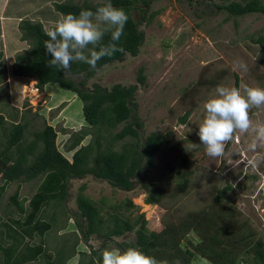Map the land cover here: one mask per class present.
I'll return each instance as SVG.
<instances>
[{"label":"rangeland","instance_id":"rangeland-1","mask_svg":"<svg viewBox=\"0 0 264 264\" xmlns=\"http://www.w3.org/2000/svg\"><path fill=\"white\" fill-rule=\"evenodd\" d=\"M62 1L64 0H12L8 7L7 0H0V23L4 31L11 32L10 26L14 22V49L1 59L3 61L0 60V66H8L11 58L13 62L17 53L29 48L26 42L20 40L18 18L40 21L45 29L50 28L61 16L55 12L53 4ZM72 1L83 4L103 0ZM262 2L264 4V0ZM9 12L14 13L13 22L2 18H10ZM151 12L158 13L149 23L142 22L138 25L144 34L138 54H126L121 61L101 67L87 80L86 87L91 89L94 83L107 89L114 85H136L134 102L137 104V116L143 125L140 135L144 138L152 132L162 133L166 135L165 142L154 157L153 167L148 175L142 174L134 179L130 191L112 188L104 180L91 175L70 179L64 202L65 215L60 210L58 212V228L46 232L43 237L26 239L27 242L36 244L46 240L49 245L47 256H53L57 245L61 246L64 240L69 245L77 238L74 215L78 210L75 199L82 184L87 186L84 194L96 202L103 199L106 205H110L125 199L131 200L137 207L131 211L132 218L143 214L149 228L154 230L170 223L179 224L188 211L202 210L218 190L231 186L232 189L226 191L224 202L238 213L237 222L246 224L244 233H253L254 239L259 238L264 244V183L261 182V177H264V162L256 167L248 163L253 156L249 151L252 137L236 133L234 140L225 145L223 156L212 158L206 154L197 134L198 125L204 116L203 103L217 85L223 83L238 87L243 78L246 83L264 87V44L255 41L260 35L264 36V16L253 14L228 17L224 13H218L206 0H197L192 4L177 0H158L151 5ZM3 29L1 28L0 34L4 33ZM1 48L4 55V48ZM235 61L245 63L247 72L236 70ZM8 67L7 73L11 80L12 69ZM140 68L143 69L144 84L137 81ZM0 77H6L2 70ZM73 79L78 81L76 77ZM35 84L33 78L14 77L11 80L14 106L11 108L7 99V86H3L0 89V110L3 113L15 111L17 116L15 115L14 123L21 121L20 112L25 114L27 120H32L25 134L26 140L32 139V133L42 129L44 124L52 126L57 134V150L71 161L72 152H65V145L73 133L86 126L82 102L74 93L65 91L58 85H47L40 91L35 88ZM17 86L19 94L15 93ZM23 86L26 87L22 95ZM35 91L38 93H34ZM186 111L190 113L189 118L186 123L180 124L179 119ZM252 117L254 120H264V108L252 109ZM117 131L118 129L114 132ZM90 139V136L86 137L82 145L87 144ZM5 144L6 141L2 142V147ZM184 157L188 158L191 172L187 193L179 197L178 203L174 198L168 197L160 206L145 204L146 195L141 191L142 183L148 179H156L164 188L168 186L171 189L178 179L165 183L174 174L170 168L176 169ZM17 183L4 186L5 193L0 201L2 223H5L4 216L17 214L11 201L13 194L15 196L17 192V200L27 206L38 191L40 180ZM46 214L48 217L54 214L51 206L46 208ZM78 235L80 240L76 247L77 253L90 254L91 250L99 249L101 240L91 237L85 243L81 235ZM17 236H21L20 230H17ZM133 238V234H126L115 241H129ZM189 238L197 240L193 235ZM78 260L79 255L76 254L68 263L77 264ZM192 264L211 263L196 255Z\"/></svg>","mask_w":264,"mask_h":264},{"label":"trees","instance_id":"trees-1","mask_svg":"<svg viewBox=\"0 0 264 264\" xmlns=\"http://www.w3.org/2000/svg\"><path fill=\"white\" fill-rule=\"evenodd\" d=\"M156 1L158 0H111L114 7L122 8L128 15L124 35L119 42L124 53L116 52L111 58H102L97 62L95 70L87 64L74 62L67 76L61 70L48 67L51 56L44 48L48 37L43 24L28 18L20 20V40L26 42L29 48L15 55L12 75L33 78L36 81L35 88L40 91L47 85H58L61 89L74 93L82 102L86 126L73 133L66 142L65 152H72L70 161L57 150V134L52 126L44 124L42 129L32 133V139L26 140L25 134L32 120H27L25 114H22L21 121L13 124L8 123L0 114V181L5 184H23L40 180L38 191L27 206L17 200L16 192L11 199L16 208V216L8 215L5 223L0 219V264L3 261L5 264L9 263L13 255L11 264H69L68 261L76 254L79 255L77 264H97L102 259L103 249L110 245L121 250L130 246L138 247L161 264H192L196 255L211 264H264V244L259 238L254 239L253 233H244L246 224L238 223V213L224 202L226 191L231 190V186L218 190L202 210L188 211L179 224L170 223L154 230L149 228L143 214L132 218L131 211L137 207L131 200L125 199L110 205H106L103 199L96 202L84 194L87 186L82 184L75 199L78 211L74 215V222L85 243L91 237L101 240L99 249L91 250L90 254L77 253L76 247L80 240L77 234L72 244L68 245L64 240L61 246L57 245L53 256H47L49 245L46 240L37 244L26 240L43 237L46 232L58 228V212L60 210L65 215L64 202L70 179L91 175L104 180L112 188L130 191L133 180L139 175H148L153 167L154 157L160 152L166 135L155 132L144 138L140 135L143 125L137 116V104L134 102L137 86L114 85L107 89L94 83L88 89L86 82L101 67L121 61L126 54H138L144 38L138 25L153 20L158 12L150 11L151 5ZM177 1L192 4L197 0ZM206 2L212 4L218 13H224L228 17L253 14L264 16L262 0ZM100 3L77 4L72 0H64L53 6L55 12L66 15L78 14L81 9L95 10ZM109 41L110 34H106L104 42ZM255 41L264 44V36L260 35ZM1 58L0 52V60ZM235 78L238 79L237 75ZM137 81L144 84L142 68L138 70ZM25 87L22 88V95ZM189 115V111H186L179 123H186ZM88 136L91 139L82 145ZM4 141L6 144L2 147ZM170 171L174 174L165 183L178 179L171 189L168 186L164 188L156 179H148L142 183L141 191L146 195L145 204L160 206L168 197L174 198L178 203L179 197L187 193L188 178L191 176L188 158H182L180 165L176 169L170 168ZM5 184L0 186V201ZM50 206L54 214L48 217L46 208ZM17 230L21 231L20 237L17 236ZM126 234H133L134 238L115 241ZM190 235L197 240L190 239ZM6 238L12 239L14 243L5 247Z\"/></svg>","mask_w":264,"mask_h":264},{"label":"clouds","instance_id":"clouds-1","mask_svg":"<svg viewBox=\"0 0 264 264\" xmlns=\"http://www.w3.org/2000/svg\"><path fill=\"white\" fill-rule=\"evenodd\" d=\"M128 15L122 8L114 7L111 0H103L95 10L81 9L78 14H62L51 28L45 29L46 53L51 56L48 67L61 70L65 76L74 62L84 63L95 70L97 62L111 58L116 52L124 53L119 42L124 35ZM106 34L110 41L104 42ZM234 68L247 72V65L235 61ZM264 108V87L246 83L241 78L239 86L219 84L203 103L204 116L198 125V136L209 157H222L225 145L233 141L236 133L252 137L248 161L252 167L264 162V120H254L252 109ZM264 183V177H261ZM97 264H161L155 257L138 247L126 249L106 247Z\"/></svg>","mask_w":264,"mask_h":264},{"label":"crops","instance_id":"crops-1","mask_svg":"<svg viewBox=\"0 0 264 264\" xmlns=\"http://www.w3.org/2000/svg\"><path fill=\"white\" fill-rule=\"evenodd\" d=\"M11 1L12 0H7V5H8V3H9V5H10V3H11ZM21 1H23V0H21ZM9 5H8V7H9ZM7 7V8H8ZM8 14H11V17L10 18H5V17H2L3 18V20L4 21H7V20H9V21H11V22H13L14 21V13L13 12H9ZM21 17H19L18 18V21H20L21 19H20ZM2 19H0V21H1ZM1 28L3 29V26H1V23H0V32H1ZM10 31L11 32H8V31H4V29H3V31H4V33L2 32V34H0V46L2 47H0L1 49H3L4 50V55L2 54V58H4L5 56H6V54L8 53V52H11V51H13V50H11V49H14V22L12 23V25L10 26ZM15 28H17V26H15ZM7 48V49H6ZM1 52V51H0ZM2 53V52H1ZM1 58V59H2ZM1 61H3V60H1ZM0 61V62H1ZM12 58H11V60H10V64L8 65V66H10V68H11V66H12ZM5 66V64H1V66H0V70H2L3 72H5L6 73V77H3L2 79H1V77H0V89L1 88H3V86H7V99H8V102H9V104H10V106H11V108L14 106V101H12V100H14V98L13 99H11V93H12V91H14V88H12V85H11V80H14V76L12 75V72H11V76H12V79L11 80H9V77H8V75H10V74H8L7 73V71H8V69H9V67L8 66H6V67H4ZM16 79L17 78H19V79H21V78H23V77H15ZM8 80H9V82H8ZM8 82V83H7ZM11 87V88H10ZM16 89H15V93H17V94H19V89H18V86L17 87H15ZM8 89H10V90H8ZM12 101V102H11ZM20 109V108H19ZM20 112V111H19ZM2 113V114H1ZM0 114L1 115H3L4 116V118H5V120L8 122V123H13V124H16V123H14V118L17 116L16 114H15V111L14 112H7V113H3L1 110H0ZM16 115V116H15ZM21 112L19 113V116L21 117ZM14 183V182H13ZM2 184L4 185L5 184V182L3 181L2 182ZM9 184H12V183H9ZM4 193H5V189H4ZM4 193H3V196H4ZM13 196H14V194H13ZM4 218H5V220L4 221H6V220H8L7 219V217L6 216H4ZM13 236V235H12ZM12 240V239H11ZM11 240H10V238H6L5 239V247H7L8 245H10L11 243H14L13 242V240H12V242H11ZM14 259V255H13V257H12V259H11V261L9 262V263H6V264H11V262H12V260ZM2 264H5V262L3 261V263Z\"/></svg>","mask_w":264,"mask_h":264},{"label":"bare ground","instance_id":"bare-ground-1","mask_svg":"<svg viewBox=\"0 0 264 264\" xmlns=\"http://www.w3.org/2000/svg\"><path fill=\"white\" fill-rule=\"evenodd\" d=\"M34 93H38L37 91H35Z\"/></svg>","mask_w":264,"mask_h":264}]
</instances>
